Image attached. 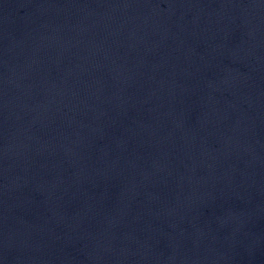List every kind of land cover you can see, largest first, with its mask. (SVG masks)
Wrapping results in <instances>:
<instances>
[{
    "label": "water",
    "instance_id": "water-1",
    "mask_svg": "<svg viewBox=\"0 0 264 264\" xmlns=\"http://www.w3.org/2000/svg\"><path fill=\"white\" fill-rule=\"evenodd\" d=\"M0 264H264V0H0Z\"/></svg>",
    "mask_w": 264,
    "mask_h": 264
}]
</instances>
